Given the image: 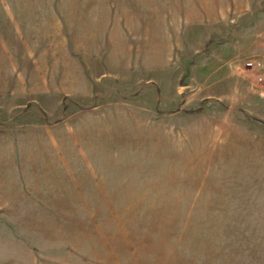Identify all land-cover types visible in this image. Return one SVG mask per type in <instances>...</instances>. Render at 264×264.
<instances>
[{
	"label": "rangeland",
	"instance_id": "rangeland-1",
	"mask_svg": "<svg viewBox=\"0 0 264 264\" xmlns=\"http://www.w3.org/2000/svg\"><path fill=\"white\" fill-rule=\"evenodd\" d=\"M0 264H264V0H0Z\"/></svg>",
	"mask_w": 264,
	"mask_h": 264
},
{
	"label": "built area",
	"instance_id": "built-area-1",
	"mask_svg": "<svg viewBox=\"0 0 264 264\" xmlns=\"http://www.w3.org/2000/svg\"><path fill=\"white\" fill-rule=\"evenodd\" d=\"M259 63L258 62H255V61H247L246 62V65L248 66V67H256V65H258Z\"/></svg>",
	"mask_w": 264,
	"mask_h": 264
}]
</instances>
